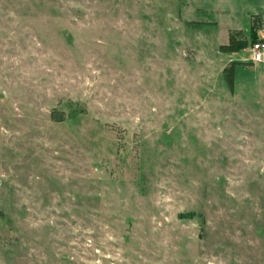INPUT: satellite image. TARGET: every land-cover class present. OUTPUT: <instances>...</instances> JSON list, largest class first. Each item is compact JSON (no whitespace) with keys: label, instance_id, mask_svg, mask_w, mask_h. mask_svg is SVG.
I'll return each mask as SVG.
<instances>
[{"label":"rangeland","instance_id":"374dc122","mask_svg":"<svg viewBox=\"0 0 264 264\" xmlns=\"http://www.w3.org/2000/svg\"><path fill=\"white\" fill-rule=\"evenodd\" d=\"M244 3L0 0V264H264Z\"/></svg>","mask_w":264,"mask_h":264},{"label":"trees","instance_id":"16d2710c","mask_svg":"<svg viewBox=\"0 0 264 264\" xmlns=\"http://www.w3.org/2000/svg\"><path fill=\"white\" fill-rule=\"evenodd\" d=\"M262 29L264 31V17L260 14H253L250 17V31L249 39L241 29H232L227 33V40L223 44H219L217 50L220 52H235L241 49L249 47L253 42L257 40H263L256 35V31ZM237 63L252 64L249 61H228L220 70L221 80L224 88L228 93H232L234 90V75L235 65Z\"/></svg>","mask_w":264,"mask_h":264},{"label":"crops","instance_id":"0c3cea01","mask_svg":"<svg viewBox=\"0 0 264 264\" xmlns=\"http://www.w3.org/2000/svg\"><path fill=\"white\" fill-rule=\"evenodd\" d=\"M246 3H244L243 6H240V10L241 11H244L245 13L243 14L242 12L239 13V15L237 17L241 18V16H244V18H242L243 20L245 19V22L247 24V26H245V28L243 29L242 27H240L238 25V23L236 22V24L234 25V27H231V28H226V30L228 29H240L244 32H249L250 31V17L251 15L253 14H260L262 17H264V0H245ZM224 13L225 12H228L227 10H223ZM219 16V15H218ZM236 17V16H235ZM256 35L259 37V38H264V31L262 29L256 31ZM234 52H230L228 54H232ZM233 61V60H236V59H230L229 61ZM239 61H247L245 59H238Z\"/></svg>","mask_w":264,"mask_h":264},{"label":"built area","instance_id":"2783aa9c","mask_svg":"<svg viewBox=\"0 0 264 264\" xmlns=\"http://www.w3.org/2000/svg\"><path fill=\"white\" fill-rule=\"evenodd\" d=\"M252 62H264V39L257 40L250 45Z\"/></svg>","mask_w":264,"mask_h":264}]
</instances>
